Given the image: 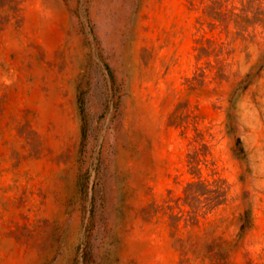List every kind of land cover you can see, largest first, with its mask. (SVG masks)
<instances>
[{
    "label": "rangeland",
    "instance_id": "rangeland-1",
    "mask_svg": "<svg viewBox=\"0 0 264 264\" xmlns=\"http://www.w3.org/2000/svg\"><path fill=\"white\" fill-rule=\"evenodd\" d=\"M222 240L264 264V0H0V264Z\"/></svg>",
    "mask_w": 264,
    "mask_h": 264
},
{
    "label": "trees",
    "instance_id": "trees-1",
    "mask_svg": "<svg viewBox=\"0 0 264 264\" xmlns=\"http://www.w3.org/2000/svg\"><path fill=\"white\" fill-rule=\"evenodd\" d=\"M222 200L218 199L216 204H221ZM242 230L244 231L246 228V225L243 224L241 226ZM217 249H219L218 252H213L212 250H208L206 254L202 256H197L196 260L200 259V262L198 264H231L230 262V254L233 250V245L227 241H220L216 244Z\"/></svg>",
    "mask_w": 264,
    "mask_h": 264
}]
</instances>
